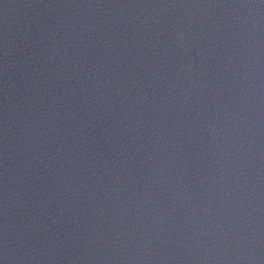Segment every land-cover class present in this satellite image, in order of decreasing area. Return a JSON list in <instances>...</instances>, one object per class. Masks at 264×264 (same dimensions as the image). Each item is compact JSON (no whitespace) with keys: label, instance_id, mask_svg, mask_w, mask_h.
Instances as JSON below:
<instances>
[{"label":"water","instance_id":"95a60500","mask_svg":"<svg viewBox=\"0 0 264 264\" xmlns=\"http://www.w3.org/2000/svg\"><path fill=\"white\" fill-rule=\"evenodd\" d=\"M0 264H264V0H0Z\"/></svg>","mask_w":264,"mask_h":264}]
</instances>
